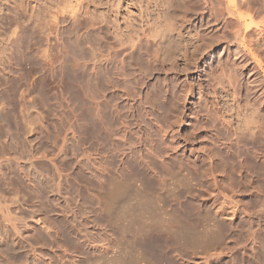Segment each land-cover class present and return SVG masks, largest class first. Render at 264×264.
Here are the masks:
<instances>
[{"label":"rangeland","instance_id":"374dc122","mask_svg":"<svg viewBox=\"0 0 264 264\" xmlns=\"http://www.w3.org/2000/svg\"><path fill=\"white\" fill-rule=\"evenodd\" d=\"M249 2L0 0V264H264Z\"/></svg>","mask_w":264,"mask_h":264},{"label":"bare ground","instance_id":"6f19581e","mask_svg":"<svg viewBox=\"0 0 264 264\" xmlns=\"http://www.w3.org/2000/svg\"><path fill=\"white\" fill-rule=\"evenodd\" d=\"M226 2V11L229 15L236 17L238 24L240 26L239 30L242 34V36L238 39V43L236 42V44L233 46V50L236 54H240V58H242V61H248L249 57L247 56V54L243 51L242 45L241 43H245V41L248 39L247 36L249 35V30H250V24L248 23L247 25H245V23H247L246 19V14L244 13V10H248V8L251 6L249 0H224ZM252 2V1H251ZM250 5V6H249ZM224 8V7H223ZM248 16L250 17V15L248 14ZM247 16V17H248ZM244 20L246 21L244 23ZM249 22V21H248ZM201 23V22H200ZM58 22L56 21V28L58 29ZM237 24V25H238ZM250 25V26H249ZM163 28V27H162ZM252 28V27H251ZM56 29V31H57ZM238 30V31H239ZM252 30V29H251ZM161 30L158 29L157 33L159 34ZM166 31V30H165ZM168 31V30H167ZM237 32V31H236ZM235 32V33H236ZM238 33V32H237ZM161 34V33H160ZM170 37V36H169ZM232 41V40H231ZM170 42V41H169ZM248 42V40H247ZM173 43V42H172ZM226 44V43H225ZM246 46V45H245ZM253 47V46H252ZM230 48V47H229Z\"/></svg>","mask_w":264,"mask_h":264}]
</instances>
